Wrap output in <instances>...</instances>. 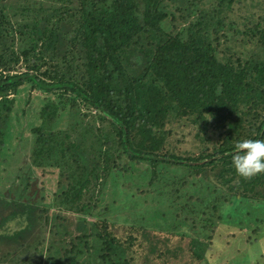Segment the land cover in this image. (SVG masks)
Wrapping results in <instances>:
<instances>
[{
    "label": "trees",
    "instance_id": "16d2710c",
    "mask_svg": "<svg viewBox=\"0 0 264 264\" xmlns=\"http://www.w3.org/2000/svg\"><path fill=\"white\" fill-rule=\"evenodd\" d=\"M243 139L264 0H0V264H264Z\"/></svg>",
    "mask_w": 264,
    "mask_h": 264
},
{
    "label": "clouds",
    "instance_id": "9594fccd",
    "mask_svg": "<svg viewBox=\"0 0 264 264\" xmlns=\"http://www.w3.org/2000/svg\"><path fill=\"white\" fill-rule=\"evenodd\" d=\"M233 149L230 166L237 175L248 178L264 172V139L239 140Z\"/></svg>",
    "mask_w": 264,
    "mask_h": 264
},
{
    "label": "rangeland",
    "instance_id": "374dc122",
    "mask_svg": "<svg viewBox=\"0 0 264 264\" xmlns=\"http://www.w3.org/2000/svg\"><path fill=\"white\" fill-rule=\"evenodd\" d=\"M223 228L221 227L220 228V230H219V237H221L225 232H223V231H221ZM217 233V232H216ZM240 236H242L243 237V240H244V243H243V246L241 247V249H240V251H236V249H235V247L234 246H232V248H231V252H230V254H231V256H236V255H242V254H244V252L245 251H247L248 249H247V247H248V242H247V240L245 241V239L247 238L246 236V234H241ZM246 237V238H245ZM231 245H232V243H231ZM231 245L229 246V247H231ZM256 248V247H255ZM262 249H264V244H260V246H259V250H261L262 251ZM250 250V249H249ZM256 260L258 261V262H264V256H260V257H256ZM254 262H250V264H253Z\"/></svg>",
    "mask_w": 264,
    "mask_h": 264
}]
</instances>
